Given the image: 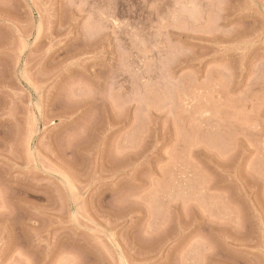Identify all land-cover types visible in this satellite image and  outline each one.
Listing matches in <instances>:
<instances>
[{"label": "rangeland", "instance_id": "rangeland-1", "mask_svg": "<svg viewBox=\"0 0 264 264\" xmlns=\"http://www.w3.org/2000/svg\"><path fill=\"white\" fill-rule=\"evenodd\" d=\"M0 264H264V0H0Z\"/></svg>", "mask_w": 264, "mask_h": 264}]
</instances>
